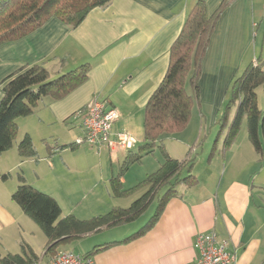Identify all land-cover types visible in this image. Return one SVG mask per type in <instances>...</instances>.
Returning a JSON list of instances; mask_svg holds the SVG:
<instances>
[{
    "label": "crops",
    "instance_id": "obj_1",
    "mask_svg": "<svg viewBox=\"0 0 264 264\" xmlns=\"http://www.w3.org/2000/svg\"><path fill=\"white\" fill-rule=\"evenodd\" d=\"M196 1L204 3L209 15L224 5L201 62L200 82L217 75L234 78L256 60L257 47L264 54V0H110L106 6L91 10L75 28L51 18L25 37L0 45V84L19 68L42 62L53 78L83 64L89 68L85 82L65 97L56 101L44 98L32 115L16 120L17 135L13 145L0 154V177L8 176L6 180L0 178L1 254L19 253L21 243L33 250L32 240L39 234V228L11 199L19 185L18 176L51 197L54 194L48 188H55L57 180L67 181L57 177L49 184L32 183L25 178L21 166L27 162L39 166L43 163L51 170L55 165L53 160L59 157V166L66 167L65 152L81 146L75 144L83 134L79 111L95 100L104 102L119 114L112 126L111 139H114V133L128 132L136 140L130 153L106 148L93 150L98 155L97 186L102 184L103 193L112 199L109 180L121 173L126 156L133 154L142 142L144 106L166 73L169 50ZM186 131L168 139L176 140ZM69 134L75 139H68ZM24 135L31 138L32 145L35 140L43 143L46 153L21 159L17 146ZM183 144L188 146L186 142ZM70 145L73 147L69 148ZM213 145L215 150L212 152ZM222 145L223 136L216 134L212 145L208 144L210 148L205 160L202 152L206 147L202 143L200 152L191 147L180 158L172 157L164 143L170 157L193 159L191 175L197 179V184L191 188L179 186L177 194L168 200L150 230L128 243L93 254L92 263L194 264L196 236L214 233L219 240L227 241L235 264H264V170L258 168L263 155L258 156L252 146L253 153H250L245 142L240 147L233 145L227 152L223 151ZM241 148L245 149L246 155H240ZM33 149L35 151L34 146ZM190 152H194L193 155ZM87 153L90 155V150ZM11 172H16L17 179L12 178ZM147 175L148 171L143 179L142 176L134 177L127 183L126 174H122V189L133 188ZM141 191L145 192L146 188L138 192ZM100 195L102 198V192ZM53 198L59 205L56 197ZM106 205L108 202L104 200L101 208ZM115 207L123 208L112 201L109 210L98 214L103 215ZM134 233L102 243L95 241L92 247L86 242L82 244L86 240L80 241L78 246L84 251L70 252L83 257L96 246L119 243ZM44 252L45 244L40 254L34 252L41 262L48 261L49 256Z\"/></svg>",
    "mask_w": 264,
    "mask_h": 264
},
{
    "label": "trees",
    "instance_id": "obj_2",
    "mask_svg": "<svg viewBox=\"0 0 264 264\" xmlns=\"http://www.w3.org/2000/svg\"><path fill=\"white\" fill-rule=\"evenodd\" d=\"M109 2L110 0H0V45L25 37L51 18L75 28L91 10L104 7ZM223 7L221 5L209 15L204 3L196 1L172 43L166 73L144 106L142 142L133 154L126 156L121 173L109 180L114 197H124L131 191L146 188L129 207H115L88 220H80L73 215L61 218V209L53 197L38 191L27 184L21 175L18 176L19 185L11 199L43 233L46 240L45 256L91 233L132 222L155 201L156 208L152 217L137 232L119 243L96 246L84 254L83 258H91L99 251L139 238L155 225L168 200L177 194L179 186L191 188L197 184V179L191 175L193 159L188 156L183 160L170 157L164 149V141L187 127L193 98L187 93L186 85L191 87L196 99L201 62ZM88 70V65L83 64L53 78L45 67V62H42L19 68L7 76L0 84V154L13 145L17 135V119L32 115L37 104L44 98L56 101L65 97L85 82ZM259 87L264 91V68L256 60L255 64H249L233 78L231 103L235 106V112L228 125L226 122L220 124L217 133V137L223 136V151L232 144L244 120L249 142L258 156L263 155L264 108L259 109L257 104L256 90ZM156 148L163 153L160 166L133 188L123 190L120 182L122 172L130 164L140 162L144 155L152 154ZM17 150L21 159L36 156L28 135L23 136ZM214 150L213 145L212 152ZM7 177L2 175L0 178L6 180ZM39 260L25 243L20 244L19 253H0V264H33Z\"/></svg>",
    "mask_w": 264,
    "mask_h": 264
},
{
    "label": "rangeland",
    "instance_id": "obj_3",
    "mask_svg": "<svg viewBox=\"0 0 264 264\" xmlns=\"http://www.w3.org/2000/svg\"><path fill=\"white\" fill-rule=\"evenodd\" d=\"M255 33L256 30H254L253 36L255 35ZM256 55V60H259L262 67L264 68V54H261L260 47H257ZM232 81L233 77H227L226 75H224V77L217 75L216 77L203 80L202 82L198 80L199 91L196 99L194 98L191 87L188 84L186 85L187 92H189V94L192 95L193 98L191 116L187 127L184 129L187 131L185 134L179 135L178 139L176 140H170L167 137L164 141L166 150L172 157H183L191 147L197 149L196 152L198 153L201 150L200 146L202 143L204 144V147H206V150L202 152L203 157L206 160L209 151L208 148H210L213 141L215 140L216 134L220 129V124H222V122H226L228 125L232 120L235 112V106L231 103ZM256 95L258 108L263 109L264 91L262 87L257 88ZM67 137L68 139H75L71 134H69ZM180 141H182V143ZM196 141L199 144L195 143ZM35 142H37V145L35 144ZM35 142L33 146L35 148L36 155L38 156V154H40L41 156V154L46 153V147L44 146V144L37 140H35ZM183 142L188 143V146H186V144H183ZM243 142H245L246 146L249 148L250 153H253V149L251 147L252 145L247 138L246 125L244 120L241 122L239 131L232 144L224 151H229L233 145L235 147L239 145L240 147V144ZM194 143L195 145H193ZM219 143H221V140ZM208 144L210 146H208ZM88 150H90V155L87 153ZM93 150L94 149L91 150L89 146L84 144L72 151L68 149L63 157L66 163V167L64 168L62 166H59L60 163L57 162L59 161V157H56V159L53 160L55 165L51 170L47 166L44 167L43 163H41L39 166V164H28L27 162L23 164V166H21V169L24 171L25 178H27L32 183L49 184L52 178L56 179L57 177L67 179V181L57 180L55 181V188H48L51 189L49 191L54 194L53 197H56L57 201L59 202L62 211L61 218L71 214L75 218H77V216L82 217V219L80 220H88L99 215L98 213H104L109 210L112 207V201L114 205L127 208L133 201H135L144 193L142 191L138 192L139 189H141L139 188L131 191L127 196H124L123 198L114 197L111 194L112 199H108L105 193H103L104 187L102 186V184L97 186L99 179V168L97 165L98 155ZM193 153L194 152H190V154L192 155ZM240 155H246L245 149L241 148ZM100 157H102V154H100ZM239 157L243 158L244 156ZM102 160L103 162H106L104 158ZM162 161L163 153L161 150L156 148L152 154L144 155L140 162L130 164L127 169L122 172V174H126L125 177L127 183H129L128 180L130 178L142 176L141 179H143L145 177V172L148 171V175L151 174L156 170L157 167L160 166ZM105 164L110 166L109 161H107ZM260 167H263L262 170H264V153L262 160L258 163V168ZM116 169L117 172L120 173V171H118L119 168ZM255 169H257L256 166ZM11 175L14 180L17 179L16 172H11ZM41 175L43 176L41 177ZM184 175L185 173L183 174V176ZM101 192L102 198L100 195ZM104 200L106 201V203L108 202V206L106 205V208L103 209L101 208V206H103ZM155 208L156 202L153 201L136 220L130 223L119 225L112 229L103 230L98 233H92L89 236L85 237V239H79L78 241H73L69 244H65L59 247L54 253L57 254L61 251L71 250H74L76 253H82L84 250L81 251V247L78 246L82 243L80 241L86 240L82 244L86 242V244L88 243V245H91L92 247V244L95 241H101L102 243L104 241H110L112 239H117L136 232L152 217ZM32 224L34 225V223ZM36 228L38 227L36 226ZM38 232L39 234L36 235L32 240V245L34 252L40 254L42 251V247H44L45 244V237L40 230ZM54 253L49 255L48 260L54 257Z\"/></svg>",
    "mask_w": 264,
    "mask_h": 264
},
{
    "label": "built area",
    "instance_id": "obj_4",
    "mask_svg": "<svg viewBox=\"0 0 264 264\" xmlns=\"http://www.w3.org/2000/svg\"><path fill=\"white\" fill-rule=\"evenodd\" d=\"M255 64V61L253 62ZM82 137L75 140L77 146L85 144L96 151L131 150L136 140L128 132L114 133L111 139L112 126L118 120L116 110L108 108L104 102L95 100L79 111ZM197 258L194 264H235L234 255L228 250V243L219 240L214 233L198 234L194 241ZM33 264H93L90 258H83L70 251L58 252L47 262Z\"/></svg>",
    "mask_w": 264,
    "mask_h": 264
}]
</instances>
